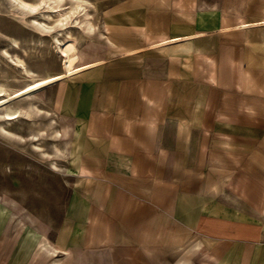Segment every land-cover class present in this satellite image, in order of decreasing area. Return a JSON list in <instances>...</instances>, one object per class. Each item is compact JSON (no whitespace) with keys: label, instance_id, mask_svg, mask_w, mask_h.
Instances as JSON below:
<instances>
[{"label":"crops","instance_id":"0c3cea01","mask_svg":"<svg viewBox=\"0 0 264 264\" xmlns=\"http://www.w3.org/2000/svg\"><path fill=\"white\" fill-rule=\"evenodd\" d=\"M104 14L108 56L56 95L70 196L0 210V264H264V0Z\"/></svg>","mask_w":264,"mask_h":264},{"label":"rangeland","instance_id":"374dc122","mask_svg":"<svg viewBox=\"0 0 264 264\" xmlns=\"http://www.w3.org/2000/svg\"><path fill=\"white\" fill-rule=\"evenodd\" d=\"M89 1L93 5L89 11L95 32L85 34L71 28L74 36L71 43L79 50L85 67L68 77L54 79L43 90L35 89L36 92L30 90L34 86L32 79L14 65L16 56L31 70V75L44 80L61 74L66 58L60 56L59 46L51 43L50 37L41 36L26 20L11 14L9 0H0V89L7 91L0 95V210L13 226L21 219L34 222L31 212L57 211L59 203L70 196L73 184L68 160L72 125L56 110L58 85L108 56L104 13L121 0ZM63 4L67 6L70 0H63ZM15 91L17 97L10 98ZM5 94L9 98H3ZM28 103L33 108L23 114L22 108ZM5 106L17 111V116L8 122Z\"/></svg>","mask_w":264,"mask_h":264},{"label":"bare ground","instance_id":"6f19581e","mask_svg":"<svg viewBox=\"0 0 264 264\" xmlns=\"http://www.w3.org/2000/svg\"><path fill=\"white\" fill-rule=\"evenodd\" d=\"M9 4L11 14L21 20H26L31 27L36 28L41 36L50 37L51 43L59 46L60 56L66 58L63 72L52 79L44 80L37 78L36 75H31V70L19 56H16L14 65H17L24 75L32 79L30 82L34 86L30 90L38 88L41 91L47 87V84H51L54 79L68 77L77 69L85 67V63H81L82 57L79 50L74 49L71 43L74 40L71 28H78L85 34H93L95 32V26L91 21V13L89 11L93 5L89 0H70V4L67 6L63 4V0H9ZM92 65L94 64H88V67ZM1 93L4 94L7 91L0 89V95ZM8 95L3 96V98H9L10 96V98L14 99L17 97L18 92H13L14 97L13 95ZM5 108L9 115L6 118L7 122L17 116V111H12L9 106H5ZM30 108L32 109L33 105L28 103L26 107L22 108L24 110L23 114Z\"/></svg>","mask_w":264,"mask_h":264}]
</instances>
